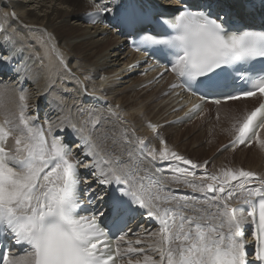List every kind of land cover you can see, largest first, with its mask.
<instances>
[{
	"label": "snow or ice",
	"instance_id": "obj_1",
	"mask_svg": "<svg viewBox=\"0 0 264 264\" xmlns=\"http://www.w3.org/2000/svg\"><path fill=\"white\" fill-rule=\"evenodd\" d=\"M101 3L96 16H111L122 34L138 38L137 51L142 48L166 61L165 72L179 80L171 88L200 94L202 100H237L257 93L264 98V31L243 28L229 12L214 11L207 3L185 4L170 17L155 15L144 0ZM156 25L164 30L156 31ZM0 33L7 29L0 27ZM11 42L10 34L3 35L0 63H10L2 50ZM64 68L71 71L67 64ZM240 83L245 88L237 91ZM19 99V124L7 118L0 122V238L23 246L25 255L3 256V264H119L125 256L127 264H141L131 256L145 252L132 246L143 242L127 241L122 251L125 236H118L137 215L148 216L159 227L147 245L159 259L145 254L142 264H256L246 249L245 209L234 207L233 200L247 206L258 241L255 255L264 264V177L243 169L198 176V166L166 141L160 139V150L149 148L139 137L129 139L126 128L120 140L135 148L126 152L125 160L124 153L105 146L108 139L113 144L117 139L102 131L104 114L93 115L91 109L81 108L91 118L69 121L67 133L61 127V135L53 136L49 127L46 135L37 118L25 115L23 92ZM201 108L196 105L192 112ZM107 112L118 116L114 109ZM149 127L157 131V125ZM261 129L264 102L239 121L232 146L257 140L264 149ZM10 137L13 147L6 146ZM144 160L164 167H142ZM81 168L90 170L89 178L81 175ZM165 171L171 173L172 184L201 195L173 194L164 183Z\"/></svg>",
	"mask_w": 264,
	"mask_h": 264
},
{
	"label": "bare ground",
	"instance_id": "obj_2",
	"mask_svg": "<svg viewBox=\"0 0 264 264\" xmlns=\"http://www.w3.org/2000/svg\"><path fill=\"white\" fill-rule=\"evenodd\" d=\"M36 3L40 6L39 11L45 12L44 15L38 14L36 9H26L27 6H24L21 0H0V27L7 29V33H0V43L3 42V35L12 36V42L2 51L10 60L15 61L11 65H15L16 72L21 74L17 81L11 76L3 82V75H0V122L7 118L13 124H19L21 92L26 97L23 102L27 104L25 115L34 118L37 107L41 105V116L44 119L41 120L42 124L46 129L51 127L52 131L58 132L59 135L61 127L68 131L64 126L69 121L76 123L90 119L89 113L81 112L80 109H91L93 115L104 114L106 119L102 131L117 139L116 144H113L111 138L108 139L105 146L116 154L124 153L122 158L125 160L128 159L126 152L135 148V144L127 145L120 140L123 129H128L129 139L134 141L139 137L148 142L151 148L160 150L163 145L159 143L161 148L155 146L153 139H157V132H153L149 124L157 125L160 128L159 134L166 128L175 130L177 134H168L172 140L179 136L177 130L189 126L186 124L175 128L168 127L173 126L168 124L169 121L177 118L174 112L177 106L173 105L176 101L173 93L165 96L166 87L157 96H149L144 100L137 98V89L144 86L146 81L142 77L133 78L134 72L144 68L141 65L135 68L134 65L143 57L137 58L128 52L126 40L119 38L118 33L114 31L107 35V29L81 22L84 15L98 10L96 4L100 3V0H36ZM108 3L109 0L102 1L100 6ZM5 13L8 14L6 18ZM93 50L94 52L90 53ZM64 64H67L70 72H66ZM22 77L24 81L19 83ZM152 88L146 87L147 90ZM58 97L62 103L57 100ZM86 99L90 101L87 102ZM134 99L141 101L135 104L132 102ZM102 101L108 105L101 107ZM254 105L252 101H240L219 107L210 105L207 110L213 111L215 121L218 119L213 128H216L221 119L218 130L222 129L224 135L229 138L235 132V124L238 122V126L239 121ZM107 109H114L118 116H111ZM226 115L227 119L221 118ZM209 132L206 131L207 134ZM260 138L264 139V131ZM6 146H14L11 137ZM173 151L183 156L179 150ZM229 151L230 155L235 152ZM246 159L253 166L248 171L264 177V149L259 147ZM142 167L152 169V164L144 160ZM167 181L175 188L183 186L172 184L170 178ZM232 203L234 206L236 201ZM150 234L142 233L132 240L140 239L143 243L139 247H144L145 251L149 252L148 255L159 259V256L147 247L149 243L154 242ZM137 246L134 244L133 247ZM142 254H137L139 256L133 261L140 260L142 264Z\"/></svg>",
	"mask_w": 264,
	"mask_h": 264
},
{
	"label": "rangeland",
	"instance_id": "obj_3",
	"mask_svg": "<svg viewBox=\"0 0 264 264\" xmlns=\"http://www.w3.org/2000/svg\"><path fill=\"white\" fill-rule=\"evenodd\" d=\"M23 1V5L27 6L26 9H36L37 13L40 15H44L45 12L41 13L39 11L40 6L36 3V0H21ZM103 2L107 0H102ZM35 2V3H34ZM49 2V0H48ZM51 5V4H48ZM50 11L51 10H47ZM2 11H0L1 14ZM4 12V11H3ZM83 23V20L81 21ZM84 24V23H83ZM86 25V24H85ZM4 28V27H3ZM111 33V32H110ZM108 33V35L110 34ZM118 36V35H117ZM114 39V36H113ZM86 50V48H84ZM90 51V53H93ZM138 75L133 76V78H138ZM143 87V86H142ZM142 87L137 89L139 96L137 98H141L144 100L146 97L149 96H157L160 94L161 91L159 90H145ZM144 90V91H143ZM143 91V92H142ZM142 92V93H141ZM141 99H134L132 102L135 104L139 103ZM154 103V102H153ZM158 111L155 110V113ZM226 118V116H222L221 118ZM243 119V118H242ZM218 120V119H217ZM215 121V116L213 115V111L207 110L205 115L199 118L194 123L189 124V126H185L179 131V136L177 139H173L169 137L168 134L176 133L175 130H162L159 134V139L155 138V143L157 147L161 148L159 145L160 139L167 142V145L170 146L172 150H179L183 156L193 163L199 164L200 166L204 167L205 170L209 172H214L219 174L222 169H232V170H239L243 169L248 171L250 170L252 164L247 161V157L250 153L258 150L259 144L258 141L255 142L253 145L248 146L244 149H237L235 152L231 153L230 151L225 150L223 151V147L230 142L236 132L232 134L229 138L224 135L222 129L218 130L222 123L221 119L218 121V125L214 129V125L217 123ZM238 122L235 124L236 127ZM169 128H175V126H168ZM211 128V129H210ZM143 129V128H142ZM145 129V127H144ZM209 130L210 132L207 134L206 131ZM141 132H143L141 130ZM177 134V133H176ZM241 152V153H240ZM244 153V154H243ZM242 156V157H241ZM245 161V162H244ZM206 165V166H205ZM219 171V172H218ZM258 174V173H257ZM144 256V255H143Z\"/></svg>",
	"mask_w": 264,
	"mask_h": 264
}]
</instances>
